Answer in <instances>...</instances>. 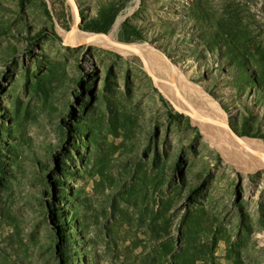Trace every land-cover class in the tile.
Returning a JSON list of instances; mask_svg holds the SVG:
<instances>
[{"label":"rangeland","instance_id":"obj_1","mask_svg":"<svg viewBox=\"0 0 264 264\" xmlns=\"http://www.w3.org/2000/svg\"><path fill=\"white\" fill-rule=\"evenodd\" d=\"M75 24L158 48L264 139V0H0V264H264V168Z\"/></svg>","mask_w":264,"mask_h":264},{"label":"bare ground","instance_id":"obj_2","mask_svg":"<svg viewBox=\"0 0 264 264\" xmlns=\"http://www.w3.org/2000/svg\"><path fill=\"white\" fill-rule=\"evenodd\" d=\"M116 25L109 33L87 31L77 24L66 33L70 43H90L122 52H136L146 62L147 67L155 75L158 84L172 98L177 107L191 113L204 133V136L226 159L243 166L245 169L264 168V139L249 135H238L230 126L227 112L218 100L214 109L203 103L209 101L204 89L192 84L182 68L170 60L167 55L148 42H122L116 35ZM172 71L173 78L168 79L162 73ZM188 96L197 101L188 99ZM200 102V103H199ZM199 103V104H197Z\"/></svg>","mask_w":264,"mask_h":264},{"label":"water","instance_id":"obj_3","mask_svg":"<svg viewBox=\"0 0 264 264\" xmlns=\"http://www.w3.org/2000/svg\"><path fill=\"white\" fill-rule=\"evenodd\" d=\"M152 75H153V73H152ZM154 77H155V75H153Z\"/></svg>","mask_w":264,"mask_h":264}]
</instances>
